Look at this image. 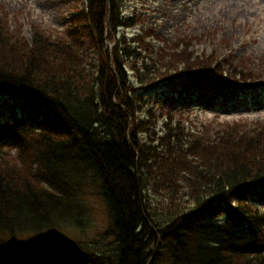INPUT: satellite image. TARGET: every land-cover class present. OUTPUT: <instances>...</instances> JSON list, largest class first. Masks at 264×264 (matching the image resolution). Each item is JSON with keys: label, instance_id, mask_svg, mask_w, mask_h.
<instances>
[{"label": "trees", "instance_id": "16d2710c", "mask_svg": "<svg viewBox=\"0 0 264 264\" xmlns=\"http://www.w3.org/2000/svg\"><path fill=\"white\" fill-rule=\"evenodd\" d=\"M123 1L77 0L66 30L32 21L29 37L0 5V141L14 150L0 154V264H264V121L190 132L145 101L189 80L264 90V66L191 50L201 36L163 39ZM90 190L106 251L46 235Z\"/></svg>", "mask_w": 264, "mask_h": 264}, {"label": "rangeland", "instance_id": "374dc122", "mask_svg": "<svg viewBox=\"0 0 264 264\" xmlns=\"http://www.w3.org/2000/svg\"><path fill=\"white\" fill-rule=\"evenodd\" d=\"M0 5L21 10L23 33L29 37L32 21H40L50 30H66L73 7H82L84 3L77 0H0ZM122 8L123 14L136 10L144 20L142 25L152 26L168 41L179 35L201 36L193 40L190 47L197 53L213 49L220 56L232 54L233 61L247 55L252 62L250 67L264 66V0H125ZM204 31H209V35ZM136 32L137 26L126 31L129 37ZM225 39L230 40L227 48L221 44ZM111 43L106 41L104 46L110 48ZM202 86L198 80L162 84L152 89L145 101L149 106L155 105L156 113L163 110L174 120L180 119L185 130L190 132L199 131L207 121L214 125L233 120L264 121V91L248 97L237 89L240 87ZM239 92H242L240 96ZM140 115L143 116V112ZM163 121L161 117L157 128ZM6 148L5 143L2 149ZM10 152L13 153V149ZM90 191L79 198L81 210L73 216L60 214L56 226L46 232L47 236L75 241L91 251H106L113 245L105 204L97 192ZM263 203L264 196H257V204L264 208Z\"/></svg>", "mask_w": 264, "mask_h": 264}]
</instances>
